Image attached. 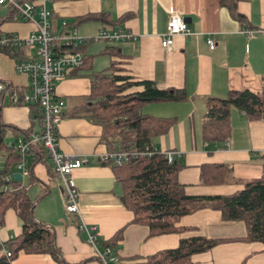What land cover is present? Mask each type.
Masks as SVG:
<instances>
[{"label": "crops", "instance_id": "crops-1", "mask_svg": "<svg viewBox=\"0 0 264 264\" xmlns=\"http://www.w3.org/2000/svg\"><path fill=\"white\" fill-rule=\"evenodd\" d=\"M49 6L52 7L47 8L51 13V30L55 35L75 28L79 36L90 38L83 28L89 23L97 24V34L102 30H122L132 35L129 41L108 42L110 44L98 46L94 52L87 50L91 42L81 46L86 64L70 72L56 87L57 97L65 103L64 117L57 127L59 151L64 156L85 161L72 172L81 220L97 227L99 241L103 243L122 231L117 250L121 264H143L156 252L176 248L181 237L226 240L244 237L242 223H224L220 212L203 209L182 217L177 224L192 229L190 232L182 236L148 238L145 226L131 223L133 215L120 201L122 187L112 167L101 160L102 155L109 153L102 142V126L75 113L90 92L92 78L112 63L116 64L120 75L136 81H152L159 89L183 90L187 95L185 101L142 106L140 112L144 115L175 121L166 134L151 140L152 147L180 154L182 168L177 180L189 196H228L242 190L244 181L257 179L264 172V120H249L244 112L232 108L229 138L213 146L202 140L201 125L207 98L223 99L232 91L257 93L264 89V0H238L236 12L240 19L220 6L218 0H84L50 2ZM170 10L188 20L190 35L176 36L172 48L165 50L160 41ZM98 14H105L110 23L124 15L129 18L114 26L95 20L78 21L83 16ZM8 15L9 7L0 6V21ZM62 22L67 26L63 27ZM33 30L31 23L18 20L16 16L0 26L4 35L20 38L27 37ZM208 38L215 43L213 50L207 45ZM17 52L16 59L0 53V84L24 90L28 78L17 73L16 62L32 57L35 51L22 48ZM9 103L5 93L4 106L0 109L2 123L20 131L32 128L31 134L39 130L35 120L32 124L28 107ZM19 138L25 137L8 130L6 146L10 148ZM38 148H32L30 154L35 155ZM0 156L1 170L6 152ZM208 164L229 166L231 174L227 181L220 185H202L200 168ZM51 170L48 157L45 162L35 164L30 172L26 170L21 174L17 168L13 169L12 176L20 175L22 186L27 188V195L34 202L36 220L53 231L55 245L64 260L69 264H100L79 232L78 218L65 212L61 184ZM20 234L21 224L16 213L8 210L0 225V245ZM261 251L262 246L257 243L229 240L209 252L194 255L192 264H264ZM12 264L56 263L45 254L21 253Z\"/></svg>", "mask_w": 264, "mask_h": 264}, {"label": "trees", "instance_id": "trees-1", "mask_svg": "<svg viewBox=\"0 0 264 264\" xmlns=\"http://www.w3.org/2000/svg\"><path fill=\"white\" fill-rule=\"evenodd\" d=\"M48 1L55 3L84 0ZM218 1L233 17L241 18L236 12L238 0ZM15 13V10L9 8L8 18L1 20L0 26L2 22L12 19ZM128 18L129 15H124L117 22L110 23L105 14H98L83 16L78 21L95 20L114 26L123 24ZM3 35L0 31V40ZM17 50L19 48L0 47V53L13 59L19 56ZM78 50L82 53L84 47H79ZM86 62L87 59L84 58V65ZM115 66L112 63L92 78L90 92L83 98L84 103L75 114L87 117L102 126V142L109 152L143 153L137 158H131L122 167L111 166L122 187L120 201L133 215L131 223L145 226L148 229V238L169 234L182 236L192 230L177 226L182 217L210 209L220 212L224 223H242L246 232L242 238L228 240L208 239L203 236L181 237L176 248L156 252L148 256L143 264H192L194 255L209 252L218 244L229 240L257 243L262 246L261 252L264 253V172L257 179L244 181L242 190L228 196L187 195L184 186L177 180L182 168L180 159L168 163L164 155L151 145L154 137L169 131L174 119L155 118L140 112L142 106L148 104L185 101L186 93L172 88L159 89L152 81H136L132 77L120 75ZM3 85L5 89L0 93V109L4 106V95L7 91H16L20 95L23 93V89ZM205 106L206 113L201 125L202 140L210 146L224 143L229 138V115L232 108L244 112L249 120H264V89L257 93L248 90L232 91L223 99L209 97ZM26 107L29 108L32 124L35 120L40 126V109L37 106ZM8 130L29 137L32 128L20 131L0 120V155L6 152L5 164L0 170V225L3 224L8 210L16 213L21 224V234L2 245L10 256L6 257L0 251V264H12L21 253L45 254L56 264H69L55 245L53 231L36 220L34 202L29 199L27 188L12 176V170L20 163L21 158L12 148L6 146L5 135ZM28 157L30 164L27 172H30L35 164L45 162L48 155L39 147L35 155L28 153ZM51 172L54 173L53 168ZM230 174L231 169L227 165H203L200 168V182L207 186L220 185L227 181ZM8 176L12 178L6 181ZM30 178L33 183L34 178ZM121 240L120 230L102 245L110 247L117 254Z\"/></svg>", "mask_w": 264, "mask_h": 264}, {"label": "built area", "instance_id": "built-area-1", "mask_svg": "<svg viewBox=\"0 0 264 264\" xmlns=\"http://www.w3.org/2000/svg\"><path fill=\"white\" fill-rule=\"evenodd\" d=\"M48 0L20 1L0 0V6L6 5L15 10L18 20L31 23L34 27L32 33L25 38L15 35H3L0 47L34 49L32 57L20 59L16 62L17 73L24 74L28 78L27 85L20 95L18 92H6L11 105L37 106L40 109L41 123L39 130L29 137L19 138L10 146L21 160L16 166L19 173L26 172L28 167V153L34 147H41L47 153L54 173L60 181L62 188V200L66 213L74 215L79 220L78 229L85 237L86 243L91 247L94 257L100 264H121V260L110 247L102 245L99 241L98 229L94 225L84 223L80 217L78 206V192L74 184L72 172L82 166L85 161L75 157L64 156L58 147L57 127L64 117L65 103L57 97V84L72 71L79 70L84 64V55L79 47L97 41L117 42L132 39L130 33L122 30H102L95 37L83 38L77 34L75 28L60 35H55L51 30V13L47 9ZM66 27V22H62ZM190 35L188 25L184 18L173 10L169 11L166 31L161 36L162 49L170 50L176 36L187 37ZM207 45L213 50V39H207ZM5 86L0 84V93ZM161 152V151H160ZM168 163L180 158V154L174 151L161 152ZM143 153L135 152H109L102 155V162L114 167H122L131 158H137ZM149 155V153H148ZM12 177H6L9 181ZM0 251L9 257L10 254L0 245Z\"/></svg>", "mask_w": 264, "mask_h": 264}, {"label": "rangeland", "instance_id": "rangeland-1", "mask_svg": "<svg viewBox=\"0 0 264 264\" xmlns=\"http://www.w3.org/2000/svg\"><path fill=\"white\" fill-rule=\"evenodd\" d=\"M49 4H50V2L47 4V8L51 10L52 7L49 6ZM83 28H85V33L89 34L90 38L95 37L97 35L98 26L96 23H89V24L85 25ZM107 44H110V43H108L106 41H102V40L98 41V42H91V44L88 46L87 50H88V52H94L98 48V46L107 45ZM97 55H99V53H96V56ZM99 57L101 58L102 56H98L97 58H99ZM98 60H100V62H102L101 59H98ZM9 140H10V136L7 135V141H9ZM1 161H2V156H0V163H1Z\"/></svg>", "mask_w": 264, "mask_h": 264}, {"label": "water", "instance_id": "water-1", "mask_svg": "<svg viewBox=\"0 0 264 264\" xmlns=\"http://www.w3.org/2000/svg\"><path fill=\"white\" fill-rule=\"evenodd\" d=\"M184 20H185L186 23L188 22V20H187L186 18H184ZM14 178H15L16 180H20V175H19V174H16V175L14 176Z\"/></svg>", "mask_w": 264, "mask_h": 264}]
</instances>
